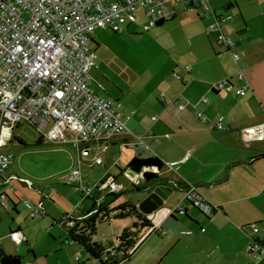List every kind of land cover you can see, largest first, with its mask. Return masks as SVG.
Instances as JSON below:
<instances>
[{
    "label": "crops",
    "instance_id": "obj_1",
    "mask_svg": "<svg viewBox=\"0 0 264 264\" xmlns=\"http://www.w3.org/2000/svg\"><path fill=\"white\" fill-rule=\"evenodd\" d=\"M213 7L217 15L232 17L223 29L235 40L234 51L242 56L239 64L235 63L229 51L217 45V35L210 34L215 36L219 49L214 50L216 58H196L193 67L186 68L185 74H179L183 81L175 78L178 85L160 86L166 99L161 102L164 109L159 111L160 123L154 121L155 117L154 124L145 120L147 102L153 111H157V104L150 102L152 98L146 104L127 102L125 106L121 98H114L121 102L125 114L134 115L126 122L129 133L115 138L109 149L122 151L135 147L134 158L156 157L165 163L164 171L155 181L157 185L151 188L145 201L156 188H165L163 182L166 175L171 183L166 188L173 190L162 207L148 215L143 213L151 220L154 230L142 233L135 252L122 264H264V256L258 259L256 254L248 252L253 226L259 228V238L264 240V161H252L264 153V141L247 145L242 137L245 128L264 123V0H214ZM218 10L223 13L219 14ZM230 11H234V17L226 15ZM226 24H229L228 30L225 29ZM225 52L228 55H224ZM239 70L245 72L244 82L236 81ZM228 79L234 80L236 88L244 87L246 95L211 91L213 84ZM179 96L193 106L199 105L209 120L216 122L223 118L227 129H209L197 118L192 105L184 111L179 110L175 105ZM203 97L209 98L210 105L200 104ZM169 132L175 136L173 141L156 144L160 136L170 139ZM184 145L188 149H183ZM124 172L130 174L128 168ZM188 185L199 187L201 196L214 209L212 215L190 201L194 210L185 205ZM144 186V189L147 188V184ZM176 190L182 194V203L178 199L173 203ZM125 203L135 205L129 200ZM142 204L135 205L140 212ZM180 206L185 213L177 210ZM88 210L90 207L79 216L83 214L85 217ZM93 241L105 249L116 245ZM10 242L15 248L13 251H6L1 246L0 250L22 257L26 260L24 264H71L66 260L51 262L49 255H45L47 259L44 263L43 257L32 247L26 251L29 240L27 244L18 246ZM66 243L73 251L71 256H75L74 264H103L92 259L72 239H67ZM77 257L81 258L80 262H77Z\"/></svg>",
    "mask_w": 264,
    "mask_h": 264
},
{
    "label": "built area",
    "instance_id": "obj_2",
    "mask_svg": "<svg viewBox=\"0 0 264 264\" xmlns=\"http://www.w3.org/2000/svg\"><path fill=\"white\" fill-rule=\"evenodd\" d=\"M214 0H0V211L7 210L16 195V183L24 182L10 173L14 156L6 151L13 141L18 125L28 123L41 134L43 141H68L71 139L85 159L102 148L107 151L115 138L129 133L127 120L121 102L100 94L105 91L95 81L91 72L98 69V53L91 43L98 30L116 34L138 24L139 13L147 19L144 31L148 32L159 24L173 21L179 10L186 14L211 15L212 34L217 35V45L229 51L235 63L242 61L241 54L234 51L235 40L226 35L223 25L232 17L219 16L213 7ZM174 77L183 81L179 74ZM238 82L245 81V72L239 70ZM215 93H235L245 96L244 87L236 88L234 80L228 79L211 86ZM162 101H166L162 95ZM201 105H210L203 97ZM179 110L188 106L195 109L197 118L213 131L227 129L223 118L216 122L209 120L199 105L185 102L183 96L175 100ZM157 119L154 118V121ZM245 144L264 141V123L245 128L242 131ZM188 158H186L187 160ZM97 165H103L96 158ZM130 173L133 180L144 189L146 172ZM31 186V183H26ZM69 184H76V190L83 200L93 199L99 205L111 194L126 191L113 178L93 188L86 187L81 171H75ZM186 199L208 215L211 207L201 196L199 187L188 185ZM30 218L35 220L44 215L43 205L25 202ZM178 211L182 207L177 208ZM74 217H66L60 225L73 227ZM259 228L253 226L248 252L258 259L264 256V240L259 238ZM9 239L15 245L27 244L28 239L21 231H13ZM116 245L105 249L114 254ZM108 259L105 257V261ZM81 258L77 257V262Z\"/></svg>",
    "mask_w": 264,
    "mask_h": 264
},
{
    "label": "rangeland",
    "instance_id": "obj_3",
    "mask_svg": "<svg viewBox=\"0 0 264 264\" xmlns=\"http://www.w3.org/2000/svg\"><path fill=\"white\" fill-rule=\"evenodd\" d=\"M218 11L219 14L223 13ZM233 12L226 15H232ZM237 16L240 17V14ZM139 18L138 24L120 34L111 31H98L94 34L91 47L97 51L99 59L98 69H94L91 74L96 82L104 86L103 96L119 97L124 106L127 102L146 104L152 98L150 102L157 104V111H153L147 102L144 109L149 116L145 120L154 124L155 117L157 123H160L159 111L164 109L160 86L178 85L174 75L185 74L186 68L193 67L196 58H216L214 50L219 49L210 30L214 18L210 15L199 18L196 14L180 12L177 19L148 32L143 29L147 24L146 17L139 13ZM228 28L229 24H226L225 29ZM223 54L228 55V52ZM169 134L170 139L160 136L156 144L173 141L174 134ZM41 139V134L34 126L23 123L16 127L13 141L6 148L14 156L10 173L24 182L16 183V195H11L13 202H10L6 212H0V246L6 251H13L15 248L9 235L12 231L22 229L30 242L25 247L26 251L32 247L43 257L44 263L47 259L45 255H49L51 262L66 260L74 264L75 256H71L73 251L66 243L67 239L71 240L70 230L64 229L60 223L66 217L82 218L83 214L79 215L94 204L91 199L83 200L76 190V184H69L75 171H81L83 183L89 188L109 178H115L118 184L125 186L126 191L111 202L113 210L128 200L140 205L157 183L147 184V188L143 189L128 172H124L134 158L135 147L122 151L96 149L89 158L82 161L85 158L71 139L64 142L47 140L39 144ZM182 148L188 149V146ZM96 158L103 159L104 164L97 165ZM166 177L163 183L168 187L171 183L170 178ZM26 183H31V186ZM174 196L173 203L177 199L182 203L180 191L176 190ZM26 201L34 205L42 204L44 215L31 219ZM185 205L194 210L189 201L185 200ZM125 230H135L134 218L111 219L98 225L97 235L93 239L104 244L116 243ZM25 262L23 259V264Z\"/></svg>",
    "mask_w": 264,
    "mask_h": 264
},
{
    "label": "trees",
    "instance_id": "obj_4",
    "mask_svg": "<svg viewBox=\"0 0 264 264\" xmlns=\"http://www.w3.org/2000/svg\"><path fill=\"white\" fill-rule=\"evenodd\" d=\"M163 25L159 24V26ZM20 142L22 145H26L24 141ZM42 143L44 141L41 139L39 144ZM252 161L253 163L264 161V153L256 156ZM165 167V163L156 157L134 158L130 162L128 170L140 174L144 169H148L145 174L146 181L144 185H146L158 180ZM118 196L119 194L108 195L99 205L94 203L92 208L86 212L85 217L77 219L73 227H63L70 230L69 236L73 243L79 244L92 259L103 264H122L128 261L135 252L142 233L154 230L151 220L141 213L135 205L125 203L115 210L111 209V202ZM127 218L135 219V230H125L116 242L117 248L114 250V254H107L100 243L93 241V237L97 235L98 225L111 219L121 220ZM107 255L108 259L105 261ZM0 259L2 264H23L22 257L6 254L2 250H0Z\"/></svg>",
    "mask_w": 264,
    "mask_h": 264
},
{
    "label": "water",
    "instance_id": "obj_5",
    "mask_svg": "<svg viewBox=\"0 0 264 264\" xmlns=\"http://www.w3.org/2000/svg\"><path fill=\"white\" fill-rule=\"evenodd\" d=\"M130 173L133 175H139L138 173H135L133 171H130ZM172 193V189H167L164 187L156 188L153 194L141 205V212L147 215L153 213L164 205V202L168 200L169 196H171Z\"/></svg>",
    "mask_w": 264,
    "mask_h": 264
},
{
    "label": "flooded vegetation",
    "instance_id": "obj_6",
    "mask_svg": "<svg viewBox=\"0 0 264 264\" xmlns=\"http://www.w3.org/2000/svg\"><path fill=\"white\" fill-rule=\"evenodd\" d=\"M162 185V184H161ZM161 185H159V186H161ZM166 188V187H165Z\"/></svg>",
    "mask_w": 264,
    "mask_h": 264
}]
</instances>
